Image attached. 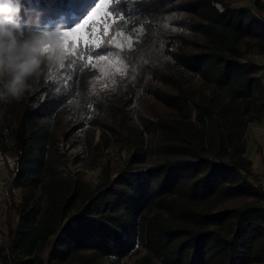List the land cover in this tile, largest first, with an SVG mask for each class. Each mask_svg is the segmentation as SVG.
I'll return each instance as SVG.
<instances>
[{
	"label": "trees",
	"instance_id": "trees-1",
	"mask_svg": "<svg viewBox=\"0 0 264 264\" xmlns=\"http://www.w3.org/2000/svg\"><path fill=\"white\" fill-rule=\"evenodd\" d=\"M96 2L20 0L21 23L26 35L73 26ZM111 7L125 16L112 20L114 31L141 29L134 50L155 43L157 65L119 82L124 99L143 89L161 110L137 132L125 174L111 179L104 169L92 186L62 168L55 122L75 106L93 109L92 128L118 132L126 113L96 90L84 62L42 66L19 100H0L15 215L0 264H264V171H253L245 142L264 118V64L254 60L264 57V0ZM123 53L131 66L133 52ZM102 140L94 147L109 145Z\"/></svg>",
	"mask_w": 264,
	"mask_h": 264
},
{
	"label": "rangeland",
	"instance_id": "rangeland-1",
	"mask_svg": "<svg viewBox=\"0 0 264 264\" xmlns=\"http://www.w3.org/2000/svg\"><path fill=\"white\" fill-rule=\"evenodd\" d=\"M243 2L248 4L251 0H243ZM84 18L79 23H82ZM77 24L64 27L61 30H70ZM111 25L112 21H110L107 37L114 39L112 47L114 55L105 61H100L93 57L92 62H88L87 58L82 62L85 63L86 67L88 66L87 73L93 76V85L96 90L106 100L110 101L113 106L125 111L126 114H124V121L119 129L120 131L114 132L105 126L92 128L89 122L96 117L93 109L78 110L75 106L66 109L55 122V133L59 141L58 149L64 161L62 168L75 177L79 176L82 181L92 186H96L101 178L104 177V169H107L106 174L111 179L119 174H125L128 162L134 152L133 142L137 137V132L142 129L147 120H151L155 111L160 112L161 110L143 89L138 91L132 100L125 101L124 87L119 84V82L122 83L125 80L129 82L141 77L140 68L144 63L152 66L157 65L156 57L153 55L155 54V43L152 44V41L147 47L141 50H134V45L143 36L141 29L135 28L126 33H119L114 31ZM114 33H119V35H114ZM100 39L103 40L105 37H100ZM78 41L79 34L69 37L67 41H60V43L63 46H67L69 42H75L78 48L80 46ZM115 45H119V49ZM156 51H158V48H156ZM123 52H133L132 59L128 57L131 61V66L122 57V55H125ZM259 58V56H254L256 62L260 61ZM127 68L133 70L132 75L125 73ZM143 81L144 84L148 83L149 79L147 76L144 77ZM98 117H101V115ZM103 137H109V145L98 149L94 147V145L103 141ZM246 137L249 138V135L247 134ZM259 140L262 149H264V133H262ZM13 163L14 159L11 153L5 158L0 156V247L6 239V223L14 224L15 222L14 212L7 207L8 202L1 194V189H4L3 187L7 184V167L13 168ZM253 171L258 176L261 175L262 163L260 161L254 162ZM259 182L261 184L264 183V178H260ZM18 196L19 194L16 193V198Z\"/></svg>",
	"mask_w": 264,
	"mask_h": 264
},
{
	"label": "clouds",
	"instance_id": "clouds-1",
	"mask_svg": "<svg viewBox=\"0 0 264 264\" xmlns=\"http://www.w3.org/2000/svg\"><path fill=\"white\" fill-rule=\"evenodd\" d=\"M20 0H0V100H19L42 66L61 68L68 59L56 39L62 31L45 29L26 35Z\"/></svg>",
	"mask_w": 264,
	"mask_h": 264
},
{
	"label": "snow or ice",
	"instance_id": "snow-or-ice-1",
	"mask_svg": "<svg viewBox=\"0 0 264 264\" xmlns=\"http://www.w3.org/2000/svg\"><path fill=\"white\" fill-rule=\"evenodd\" d=\"M114 0H98L94 7L87 13L82 23L77 24L70 30H62L56 37L58 41H67L69 37L79 34V47L75 42H69L64 46L65 51L70 58L69 63L73 66L79 64L87 58L88 62H92V58L105 61L114 55L112 47L114 39L107 37L110 21L118 17L124 20L123 10L112 8ZM115 13V15H114ZM129 18L134 17V13H127ZM119 35V33H114ZM105 37V39H100ZM119 49V45H115ZM65 65L61 68H64Z\"/></svg>",
	"mask_w": 264,
	"mask_h": 264
},
{
	"label": "crops",
	"instance_id": "crops-1",
	"mask_svg": "<svg viewBox=\"0 0 264 264\" xmlns=\"http://www.w3.org/2000/svg\"><path fill=\"white\" fill-rule=\"evenodd\" d=\"M258 61L261 64H264V57L259 58ZM264 133V118L256 123H252L248 126L246 135H249V138L246 137V147L248 149L249 159L252 161V165L256 161L262 163V171H264V149L260 145V136Z\"/></svg>",
	"mask_w": 264,
	"mask_h": 264
},
{
	"label": "built area",
	"instance_id": "built-area-1",
	"mask_svg": "<svg viewBox=\"0 0 264 264\" xmlns=\"http://www.w3.org/2000/svg\"><path fill=\"white\" fill-rule=\"evenodd\" d=\"M4 189H1V194L4 197L5 200L9 199V192L6 186L3 187Z\"/></svg>",
	"mask_w": 264,
	"mask_h": 264
}]
</instances>
